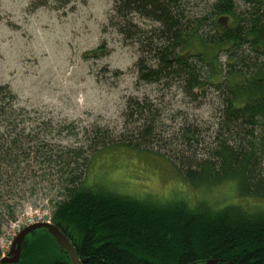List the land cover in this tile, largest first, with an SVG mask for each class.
Returning a JSON list of instances; mask_svg holds the SVG:
<instances>
[{"label": "rangeland", "instance_id": "374dc122", "mask_svg": "<svg viewBox=\"0 0 264 264\" xmlns=\"http://www.w3.org/2000/svg\"><path fill=\"white\" fill-rule=\"evenodd\" d=\"M215 1L191 0L189 8L200 16ZM113 3L0 0V255L24 226L54 224L56 202L69 195L66 187L78 189L79 180L99 194L157 204L180 200L196 209L204 202L214 211L236 207L253 216L264 211V197L249 188L242 193L237 177L196 184L185 178V167L195 170L203 160L213 161L209 155L221 131L220 93L207 87L193 95L177 79L140 80L135 64L148 49L140 40L145 35L157 40L158 23L135 14L123 22ZM197 44L192 42V51L200 50ZM218 57L227 66L223 51ZM130 102L158 113L152 150L121 143L131 142V130L140 124ZM188 126L196 127L204 142L188 147L180 137ZM261 131L256 136L261 138ZM15 139L19 144L12 145ZM256 145L255 152L244 151L255 157L259 173L250 178L264 179V152ZM76 167L83 174L72 184ZM40 232L22 240V251ZM48 239L50 248L35 255L42 264L64 257Z\"/></svg>", "mask_w": 264, "mask_h": 264}, {"label": "trees", "instance_id": "16d2710c", "mask_svg": "<svg viewBox=\"0 0 264 264\" xmlns=\"http://www.w3.org/2000/svg\"><path fill=\"white\" fill-rule=\"evenodd\" d=\"M190 1L114 0L113 11L124 18L123 22L135 14L158 23L153 30L157 40L153 42L154 38L146 35L140 40L141 46H148L146 57L141 56L135 64L140 80L161 83L177 79L193 95L195 89L207 87L220 93L221 131L208 153L213 161L205 159L195 170L185 167V178L196 184L237 177L242 193H250L249 188L254 189L253 196L264 197V179L250 178L254 172L259 176L255 157L244 152H255L256 143L264 152V0H241L242 4L216 0L200 16L191 13ZM193 41L200 50H191ZM222 51L227 66L219 61ZM229 60L234 61L231 64ZM224 67L229 68L226 74ZM0 104L3 106L1 100ZM129 104L134 106L140 124L131 130L132 141L121 143L152 150L148 146L156 143L158 113L144 107L145 103ZM258 128H262L261 138L256 136ZM199 134L196 127L188 126L180 137L189 147L204 142ZM16 144L15 139L12 145ZM73 170L69 181L75 184L83 169ZM81 182L76 190L66 187L69 195L56 202L52 218L62 233L72 238L78 258L86 259L85 264H190L208 259H217V264H264V211L253 216L240 213L236 207L214 211L204 202L196 209L180 200L157 204L99 194ZM39 235L36 243L32 241L36 237L29 239L17 264H42L44 259L40 261L35 255L50 248L45 240L54 239L43 229ZM57 248L64 257L44 264H71Z\"/></svg>", "mask_w": 264, "mask_h": 264}, {"label": "water", "instance_id": "95a60500", "mask_svg": "<svg viewBox=\"0 0 264 264\" xmlns=\"http://www.w3.org/2000/svg\"><path fill=\"white\" fill-rule=\"evenodd\" d=\"M43 229L46 233H48L57 243L59 248L65 252L71 264H79V258L72 247L71 243L68 241L66 236L59 230V228L53 223L49 222H36L23 227L12 239L8 255L6 257H1L0 262H10L11 264H17L21 252H22V240L29 235L30 232L36 229ZM82 262H86V259H83ZM218 261L215 259H208L202 262H192L190 264H217ZM228 264H233V262H229Z\"/></svg>", "mask_w": 264, "mask_h": 264}, {"label": "flooded vegetation", "instance_id": "af4514ba", "mask_svg": "<svg viewBox=\"0 0 264 264\" xmlns=\"http://www.w3.org/2000/svg\"><path fill=\"white\" fill-rule=\"evenodd\" d=\"M64 234V233H63ZM67 238V237H66ZM68 239V238H67ZM69 241V240H68ZM70 242V241H69ZM71 243V242H70ZM71 245H72V243H71ZM72 247L74 248V246L72 245ZM75 250V249H74ZM81 260H83V259H81ZM11 264L10 262H0V264ZM82 264H85V262L84 263H82Z\"/></svg>", "mask_w": 264, "mask_h": 264}, {"label": "bare ground", "instance_id": "6f19581e", "mask_svg": "<svg viewBox=\"0 0 264 264\" xmlns=\"http://www.w3.org/2000/svg\"><path fill=\"white\" fill-rule=\"evenodd\" d=\"M215 260H217V259H215ZM80 263H83V262L79 259V264H80Z\"/></svg>", "mask_w": 264, "mask_h": 264}]
</instances>
